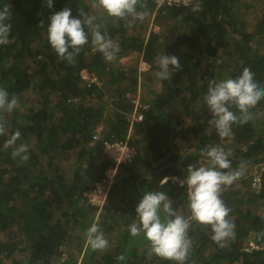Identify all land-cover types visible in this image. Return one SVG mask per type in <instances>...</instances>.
Segmentation results:
<instances>
[{
  "label": "trees",
  "instance_id": "1",
  "mask_svg": "<svg viewBox=\"0 0 264 264\" xmlns=\"http://www.w3.org/2000/svg\"><path fill=\"white\" fill-rule=\"evenodd\" d=\"M247 1L199 0L200 10L193 12L196 0L189 7L159 8L153 0H138L143 16L129 23L131 17L106 12L98 18V0H53L52 8L49 0H0L11 24L8 42L0 45V87L18 101L14 111H0V264H175L149 255L143 233H130L136 204L144 192L163 191L178 213L190 217L181 181L190 165L209 163L202 149L220 144L232 149L231 167L242 172L222 192L232 209L233 234L217 242L211 224L191 220L184 264H264V100L251 107L250 120L233 123L228 137L217 135L204 101L210 81L233 78L245 65L264 86V6L257 19L248 21L240 16L250 8ZM64 7L74 15L95 16L94 23L120 47L116 59L131 57L136 64L106 61L90 33L72 63L60 59L48 42L47 25ZM153 12L155 22L166 28L143 35L137 22ZM163 54L180 61L167 80L154 75ZM140 56L150 65L141 81ZM85 69L97 74L101 85L88 86L80 76ZM140 85L149 109L129 139L136 155L117 166L108 201L99 211L86 195L116 166L105 155L104 142L127 139L131 97ZM103 98L112 101L107 114L99 103ZM102 124L107 130L94 140ZM16 131L19 139L6 144ZM21 144L27 160L13 156ZM250 167L261 175L259 189L255 177H245ZM93 224L108 242L103 249L87 242ZM71 249L78 250L80 260Z\"/></svg>",
  "mask_w": 264,
  "mask_h": 264
},
{
  "label": "clouds",
  "instance_id": "2",
  "mask_svg": "<svg viewBox=\"0 0 264 264\" xmlns=\"http://www.w3.org/2000/svg\"><path fill=\"white\" fill-rule=\"evenodd\" d=\"M98 3L109 16L122 19L131 17L129 23L143 16L137 10L138 0H98ZM53 6V0H49V7ZM199 10L200 2L196 0L192 11ZM9 16L7 7L0 11V45L6 44L10 36L11 24L6 22ZM95 19V16L83 11L74 15L70 7L53 12L47 25V39L60 59L72 63L81 47L89 42V33L92 45L106 61L111 62L117 58L119 45L114 44L100 30V25L94 23ZM158 63L159 68L154 75L160 80L169 79L170 73L180 68V61L175 55L163 54ZM261 100H264V86H261L250 65H245L233 78L210 81L204 96V101L212 113L209 123L221 137L232 135L234 122L250 120L253 116L251 107ZM17 107V99L0 87V111L10 113ZM0 131H3L2 125ZM19 137L20 132L16 131L5 143L12 145ZM231 152L232 149L225 148L223 144L209 145L201 150L209 163L199 167L190 165L187 168V175L181 181V186H187L190 217H185L173 208L166 192H144L136 204L135 219L129 225V231L133 236L143 233L150 243L149 255L155 254L175 264H184L191 249V240L188 237L191 220L200 224H211L214 229L213 239L217 242H223L233 234L234 223L230 216L232 209L222 192L225 185L232 184L242 172L231 167ZM25 153L26 147L21 144L13 152V156L27 160ZM87 242L93 249H103L108 243L104 233L95 224L88 229Z\"/></svg>",
  "mask_w": 264,
  "mask_h": 264
},
{
  "label": "built area",
  "instance_id": "3",
  "mask_svg": "<svg viewBox=\"0 0 264 264\" xmlns=\"http://www.w3.org/2000/svg\"><path fill=\"white\" fill-rule=\"evenodd\" d=\"M156 2L157 7H161L163 5L171 6V7H189L194 0H153ZM154 31L160 33V28L154 27ZM139 78L141 81V77L143 74L147 73L150 70V65L144 61L143 57L140 56L139 60ZM81 78L87 83L88 86L93 84L101 85L100 78L97 74L90 72L85 69L82 70L80 74ZM132 104V112L130 114V129L129 135L125 141L114 140V141H105L104 142V153L107 158L115 163V167H111L106 171L105 178L98 183L97 187L92 189L87 193V202L91 206L97 208L101 211L106 205L110 190L113 186V181L115 180V175L117 172V166L122 163H127L133 160L136 155V151L131 147L129 143V139L133 135V126L135 123H140L144 121L145 111L149 109L148 105L144 103L142 100V87L139 86L138 94L133 95L131 97ZM101 136V131H97L94 134V140H98ZM258 183L261 182V175H257L255 178Z\"/></svg>",
  "mask_w": 264,
  "mask_h": 264
},
{
  "label": "rangeland",
  "instance_id": "4",
  "mask_svg": "<svg viewBox=\"0 0 264 264\" xmlns=\"http://www.w3.org/2000/svg\"><path fill=\"white\" fill-rule=\"evenodd\" d=\"M247 3H248V5H250V8L248 9V11H246V10L243 9L241 11V13H240V16L246 15L245 17H247V20L248 21H250V19H252V18L257 19L258 16H259V10H258V8H262V6H264V0H248ZM93 4L94 3H91L90 6H93ZM245 4H246V2H245ZM243 7H246V5H244ZM99 10H100V12L94 13V14H96L98 16V18L100 17V14L101 13H105V10L102 7H99ZM155 15H156V12H153L151 15L146 16V18L141 23H138L137 22L136 28L139 31H142V34L143 35H148V33L153 32L154 31V27L160 28V30H161L160 32H162L163 29L166 28L164 26H161V24H158V23L155 22ZM166 25H168V26L171 25V22H168V24H166ZM249 29L253 30L254 29V25L253 26H250ZM116 39H117V42H118V38H116ZM113 43H116V41H113ZM133 61H134V59L131 58V57H121L120 59H116V63L115 64L116 65L119 64V65H123V66L124 65L129 66L130 64L131 65H135L136 62H133ZM128 68H130V67H128ZM142 79H143V77H142ZM158 83H160V82H156L157 86H159ZM100 102L102 103V106L106 109L105 114H107L108 111H110V109H112V105H111L112 101L111 100L109 101L108 99L103 98V99H101L99 101V103ZM104 131H106V130L104 129ZM231 142L232 141L228 140V142H226L225 144L227 146H230L231 145ZM69 163L71 164V162H69ZM72 165L73 164H71V166ZM247 168H249V167L248 166L242 167V170L246 171ZM70 169L71 168L69 167L68 170H70ZM245 175H246L245 176L246 179H248V177H252V176L256 178L257 175H260V173H257L255 168L253 169V168L250 167L249 172L248 173H245ZM254 181L256 182V185L254 187L257 188V189H259L260 186H261L260 185V182L258 183V181L256 179H254ZM250 237H249V239L251 240L250 241L251 242V245H253V247H254L255 246V243L252 241L253 238H250ZM71 251H72V255L75 256V258L78 257V259L80 260V253L78 252V250L77 249H71Z\"/></svg>",
  "mask_w": 264,
  "mask_h": 264
},
{
  "label": "crops",
  "instance_id": "5",
  "mask_svg": "<svg viewBox=\"0 0 264 264\" xmlns=\"http://www.w3.org/2000/svg\"><path fill=\"white\" fill-rule=\"evenodd\" d=\"M102 126H103V127H102ZM104 129L107 130V129L105 128V126L102 124V125H100V126L97 128V131H101V132L103 133Z\"/></svg>",
  "mask_w": 264,
  "mask_h": 264
}]
</instances>
